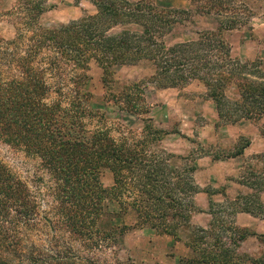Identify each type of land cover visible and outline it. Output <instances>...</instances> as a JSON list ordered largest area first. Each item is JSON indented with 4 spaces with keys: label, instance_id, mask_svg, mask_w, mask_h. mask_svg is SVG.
I'll return each mask as SVG.
<instances>
[{
    "label": "trees",
    "instance_id": "trees-1",
    "mask_svg": "<svg viewBox=\"0 0 264 264\" xmlns=\"http://www.w3.org/2000/svg\"><path fill=\"white\" fill-rule=\"evenodd\" d=\"M49 1L19 0L8 13L15 37L0 33V142L27 161L22 172L0 156V264H133L119 257L129 229L113 225L117 216L107 200L114 198L121 213L133 212L136 229L180 241L202 192L197 158L170 151L165 142L173 133L144 117L151 113L146 89L198 83L222 125L264 120V61L235 57L226 39L248 28L254 13L239 0H189L188 9L162 8L155 0H92L95 15L47 28ZM201 22L206 27H195ZM188 33L193 38L183 40ZM92 62L103 69L109 99L142 119V129L92 109L85 91ZM140 65L152 70L147 78L115 80L117 68ZM254 160L264 164V154ZM105 171L113 175L111 189L103 184ZM241 184L253 194L240 196L234 215L211 212L209 226L192 232V257L182 264L249 259L241 248L251 234L234 218L264 219V170H250ZM250 261L264 264V257Z\"/></svg>",
    "mask_w": 264,
    "mask_h": 264
},
{
    "label": "rangeland",
    "instance_id": "rangeland-1",
    "mask_svg": "<svg viewBox=\"0 0 264 264\" xmlns=\"http://www.w3.org/2000/svg\"><path fill=\"white\" fill-rule=\"evenodd\" d=\"M139 1V0H129ZM246 4L254 13V18L248 28L226 34V39L233 49V55L242 61H264V0H239ZM19 0H0V33L6 40L15 37V28L11 22L9 12L17 5ZM162 8L188 9L191 7L189 0H155ZM48 6L52 9L42 17V24L47 28L67 24L75 19H81L85 15H95L97 10L92 0H50ZM76 7V8H75ZM68 9V10H67ZM68 11V12H66ZM195 27H206L201 22ZM192 33L186 34L183 40L193 38ZM149 65L123 66L115 71L114 78L118 82L142 81L151 74ZM103 69L92 62L89 71V81L85 91L91 98L93 110L106 114L108 117L120 122L129 129L140 130L143 128L142 119H139L118 107L109 99L108 92L103 83ZM205 88L195 83L186 89L159 90L154 86L146 89V100L151 108V116L157 127L173 133L165 142V146L172 152L181 156H193L196 161L203 157H211L214 161H227L231 154L235 153L237 147L244 146L253 138L254 150L259 154L248 155L236 162H232L233 168L237 170L233 181L241 184L243 176H248L252 169L264 170V164L254 160L255 157L264 154V120L260 122H241L238 125H222L219 120L216 106L213 102L203 99ZM0 156L14 167L26 171L27 164L24 156H17L8 147L0 142ZM195 161V164H196ZM218 170V169H217ZM197 180V179H196ZM102 181L107 189L114 185L113 175L110 171L102 174ZM242 185V184H241ZM244 186V185H243ZM246 187V186H244ZM247 190L242 193L235 189L231 197L226 195V189L205 187L202 192L211 196L223 193L225 198L214 196L195 197L198 213L193 220L191 229L184 231L180 241L169 236H160L150 228L136 229V216L133 212L121 213V207L114 198L107 200V209L117 216L113 225L115 227H127L129 231L125 237V247L119 251V257L124 262L133 264H182L186 259L192 257L191 250L187 247L192 232L196 228H207L212 221L211 212H227L231 215L237 210L235 206L240 196H250L253 191ZM201 192V193H202ZM264 195V194H263ZM262 202L264 204V197ZM208 203L206 211L202 204ZM195 202V204H196ZM211 202L214 206L211 208ZM238 214H235V218ZM234 218V220H235ZM255 218V217H254ZM254 220L249 216L238 220V226L247 229L251 236L242 245L241 252L249 256L245 264H253L250 260H258L264 257V219ZM227 222L228 217L225 218ZM236 222V220H235ZM256 234L258 236H252Z\"/></svg>",
    "mask_w": 264,
    "mask_h": 264
},
{
    "label": "crops",
    "instance_id": "crops-1",
    "mask_svg": "<svg viewBox=\"0 0 264 264\" xmlns=\"http://www.w3.org/2000/svg\"><path fill=\"white\" fill-rule=\"evenodd\" d=\"M66 12H68V11H66ZM76 20H79V19L77 18L73 21H76ZM255 141H256V139L253 138L251 140V146L249 148H247L245 150L244 154L240 157H236V158H229L228 157L229 159L227 161H220V162L214 161V159H212L209 156L198 159L196 161V167H197L196 179H197V183L199 184V186L202 189H205V187H210V186L213 188H221V187L227 188L226 189V195L231 196V197L236 196V194L235 195L233 194L234 189L239 193L246 191L247 190L246 187L239 184L238 181L237 182L233 181L232 178L236 177V174L238 172H237V170H235V168H233L231 163L236 162L239 159H242L243 157H247L248 155L261 153V152H256V151L250 152V151L254 150V148H255ZM204 196H206L207 198H211L210 195L204 191V192L199 193L197 195L196 201H198L197 200L198 197H203V199H204ZM214 196H221V197L225 198V195L223 193H220V192ZM214 196H212V197H214ZM263 197H264V195H263ZM196 205H197V202H196ZM208 206H209L208 203L205 201V203L203 202L201 207L204 211H206ZM244 216H249L254 220H258L249 214L238 213L237 217L235 218L236 223L238 224V220L244 218Z\"/></svg>",
    "mask_w": 264,
    "mask_h": 264
}]
</instances>
